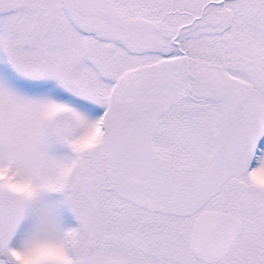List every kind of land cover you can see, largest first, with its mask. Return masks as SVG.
<instances>
[{
	"label": "snow or ice",
	"instance_id": "1",
	"mask_svg": "<svg viewBox=\"0 0 264 264\" xmlns=\"http://www.w3.org/2000/svg\"><path fill=\"white\" fill-rule=\"evenodd\" d=\"M0 264H264V0H0Z\"/></svg>",
	"mask_w": 264,
	"mask_h": 264
}]
</instances>
